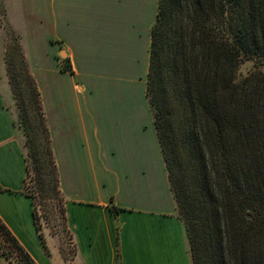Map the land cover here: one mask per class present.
<instances>
[{
  "label": "crops",
  "instance_id": "obj_1",
  "mask_svg": "<svg viewBox=\"0 0 264 264\" xmlns=\"http://www.w3.org/2000/svg\"><path fill=\"white\" fill-rule=\"evenodd\" d=\"M159 1L4 0L40 92L72 235L64 255L38 232L0 41V219L36 264H193L147 99Z\"/></svg>",
  "mask_w": 264,
  "mask_h": 264
},
{
  "label": "trees",
  "instance_id": "obj_2",
  "mask_svg": "<svg viewBox=\"0 0 264 264\" xmlns=\"http://www.w3.org/2000/svg\"><path fill=\"white\" fill-rule=\"evenodd\" d=\"M250 62L256 71L240 73ZM8 65L35 161L32 168L26 157L25 188L33 171L43 194V157L57 198L40 92L26 67L20 92ZM61 70L73 73L68 59ZM147 99L193 264H264V0H160ZM27 196L44 240L37 204ZM0 264H36L1 219Z\"/></svg>",
  "mask_w": 264,
  "mask_h": 264
},
{
  "label": "rangeland",
  "instance_id": "obj_3",
  "mask_svg": "<svg viewBox=\"0 0 264 264\" xmlns=\"http://www.w3.org/2000/svg\"><path fill=\"white\" fill-rule=\"evenodd\" d=\"M0 41L6 49V52L4 50L2 58L5 75L11 90V100L9 107L13 114L19 134V139H21L24 147L25 155L28 158L30 166L33 168L35 161L33 160V157L29 155L30 153L28 154V148L25 146L27 139L24 136V132L20 129L19 112L21 108L19 105L20 103L17 100L18 98L14 93L12 81L10 80L8 61L10 64H12L13 70H15L13 73H16L19 76L17 82L21 84L20 92L25 93V90L27 89L26 82L24 80L26 75L25 67L29 74L32 75V73L30 70L27 54L24 52L22 47L21 34L12 26L8 17V11L4 0H0ZM61 55L62 54L60 53V56ZM250 71H256V68L252 62L245 63L241 66L240 73L243 75H247ZM39 164L40 171L44 174L42 177L44 188L43 194L40 193V185L37 182L33 171L30 172V176L24 191L26 194L31 195L37 204L41 233L46 243H48L49 248L55 246L58 247V250L61 249L64 255H72L73 246H70L72 235L70 230H68L66 215L63 212L65 209V200L62 195L57 198L51 196L53 184L51 180L52 178L50 177L51 175L49 166L43 157L42 160L39 159ZM57 240L60 242L59 244L57 243ZM55 252V250L52 252L53 255Z\"/></svg>",
  "mask_w": 264,
  "mask_h": 264
},
{
  "label": "water",
  "instance_id": "obj_4",
  "mask_svg": "<svg viewBox=\"0 0 264 264\" xmlns=\"http://www.w3.org/2000/svg\"><path fill=\"white\" fill-rule=\"evenodd\" d=\"M62 57H63V58H65V57H66V55L63 53V54H62Z\"/></svg>",
  "mask_w": 264,
  "mask_h": 264
}]
</instances>
